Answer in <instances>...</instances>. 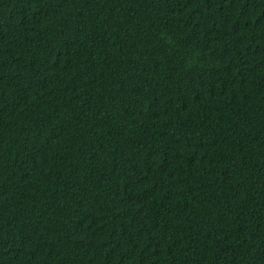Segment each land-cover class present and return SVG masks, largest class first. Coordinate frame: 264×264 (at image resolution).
<instances>
[{"label":"trees","instance_id":"16d2710c","mask_svg":"<svg viewBox=\"0 0 264 264\" xmlns=\"http://www.w3.org/2000/svg\"><path fill=\"white\" fill-rule=\"evenodd\" d=\"M0 264H264V0H0Z\"/></svg>","mask_w":264,"mask_h":264}]
</instances>
